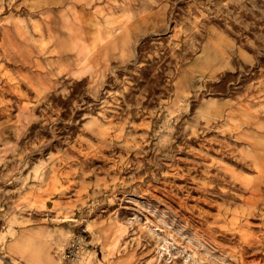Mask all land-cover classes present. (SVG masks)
<instances>
[{"label": "rangeland", "instance_id": "374dc122", "mask_svg": "<svg viewBox=\"0 0 264 264\" xmlns=\"http://www.w3.org/2000/svg\"><path fill=\"white\" fill-rule=\"evenodd\" d=\"M263 219L264 0H0V264H264Z\"/></svg>", "mask_w": 264, "mask_h": 264}, {"label": "built area", "instance_id": "2783aa9c", "mask_svg": "<svg viewBox=\"0 0 264 264\" xmlns=\"http://www.w3.org/2000/svg\"><path fill=\"white\" fill-rule=\"evenodd\" d=\"M86 228L82 227L77 233H73L63 253V264H73L85 250Z\"/></svg>", "mask_w": 264, "mask_h": 264}, {"label": "bare ground", "instance_id": "6f19581e", "mask_svg": "<svg viewBox=\"0 0 264 264\" xmlns=\"http://www.w3.org/2000/svg\"><path fill=\"white\" fill-rule=\"evenodd\" d=\"M145 1H146V0H145ZM155 1H156V0H155ZM120 2H121V1H120ZM96 3H97V2H96ZM103 3H104V2H103ZM144 4L146 5V3H144ZM163 4H164V3H163ZM163 4H162V5H163ZM146 7H147V6H146ZM146 7H145V8H146ZM163 7H164V6H163ZM155 8H156V7H155ZM160 9H161V8H160ZM150 11H151V10H150ZM157 13H158V12H157ZM110 17H111V16H110ZM110 21H111V20H110ZM107 22H108V21H107ZM108 23H109V22H108ZM124 24H125V23H124ZM167 26H168V24H167ZM1 29H2V28H1ZM123 38H124V37H123ZM137 40H138V39H137ZM207 47H208V46H207ZM213 48H214V47H213ZM212 50H213V49H212ZM213 52H214V51H213ZM205 55H206V54H205ZM205 55H204V56H205ZM210 55H211V54H210ZM201 57H202V56H201ZM203 58H204V57H203ZM213 61H214V60H213ZM198 64H199V63H198ZM242 158H243V157H242ZM258 160H259V159H258ZM246 161H247V160H246ZM250 163H251V162H250ZM260 163H261V162H260ZM243 165H244V164H243ZM246 165H247V164H246ZM246 165H245V166H246ZM259 169H260V168H259ZM257 171H258V170H257ZM257 171H256V172H257ZM257 173H258V172H257ZM261 179H262V178H261ZM257 180H258V179H257ZM259 180H260V179H259ZM259 182H260V181H259ZM248 183H249V182H248ZM259 184H260V183H259ZM262 184H263V183H262ZM249 185H250V184H249ZM262 186H263V185H262ZM245 187H246V186H245ZM251 188H253V187H251ZM254 188H255V187H254ZM253 190H254V189H253ZM251 191H252V190H251ZM251 191H250V192H251ZM255 191H256V190H255ZM255 191H254V193H253L254 195L256 194ZM259 191H260V190H259ZM260 195H261V193H260ZM250 196H251V195H250ZM260 197H261V196H260ZM257 200H258V199H257ZM257 200H256V201H257ZM263 220H264V219H263ZM260 223H261V222H260ZM100 224H101V223H100ZM100 224H99V225H100ZM260 225H261L260 227L264 228V223H262V224H260ZM241 226H242V225H241ZM250 226H252V225H251V224H248V223L245 224V228H249ZM239 227H240V225H239ZM98 229H99V228H98ZM262 230H263V229H262ZM224 233H225V232H224ZM259 233H261V232H259ZM259 233H258V234H259ZM110 234H111V233H110ZM95 235H96V234H95ZM103 235H104V234H103ZM223 235H224V234H223ZM234 237H235V236H234ZM241 237H242V236H241ZM246 237H247V236H246ZM23 239H24V238H23ZM98 240H99V239H98ZM114 243H115V238H114V240L111 241L110 244H109V243H106V244H105V245H106V246H105L106 249H108V248H109L110 246H112ZM29 245H30V244H29ZM20 246H21V245H20ZM25 246H26V245H25ZM21 247H22V246H21ZM65 247H66V246H65ZM19 248H20V247H19ZM22 249H24V248H22ZM25 249H26V248H25ZM25 249H24V250H25ZM262 249H263V248H262ZM161 250L165 252L167 249H166V247L163 245L162 248H161ZM108 251H109V250H108ZM110 255H111V254H110ZM110 255H109V256H110ZM253 255H254V254H253ZM259 257H260V256H259Z\"/></svg>", "mask_w": 264, "mask_h": 264}]
</instances>
